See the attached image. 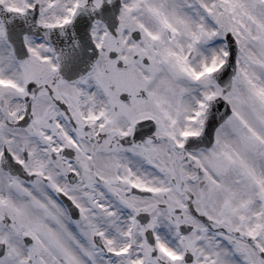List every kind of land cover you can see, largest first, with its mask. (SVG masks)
I'll return each instance as SVG.
<instances>
[{
	"label": "snow or ice",
	"instance_id": "1",
	"mask_svg": "<svg viewBox=\"0 0 264 264\" xmlns=\"http://www.w3.org/2000/svg\"><path fill=\"white\" fill-rule=\"evenodd\" d=\"M0 264H264V0H0Z\"/></svg>",
	"mask_w": 264,
	"mask_h": 264
}]
</instances>
